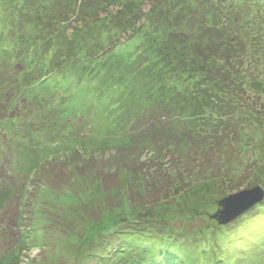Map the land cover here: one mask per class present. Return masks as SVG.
<instances>
[{
  "label": "trees",
  "instance_id": "1",
  "mask_svg": "<svg viewBox=\"0 0 264 264\" xmlns=\"http://www.w3.org/2000/svg\"><path fill=\"white\" fill-rule=\"evenodd\" d=\"M1 9L12 12L8 30L0 28V213L13 198L22 199L27 185L38 184L41 172L57 162L50 146L36 136L75 135L77 115L54 108L52 100L38 93L67 81L68 75L61 76L59 70L80 63L84 73H79L77 84L99 76L102 83L95 89L118 90L105 99L95 96L94 108L102 109L96 117H103L112 129H125L128 147L149 148L156 154L150 162L165 163L172 171L148 172L145 183L161 173L156 180L170 188L142 215H135L142 204L133 199L130 208L117 201L93 209L102 222L96 224L94 237L99 235L101 241L86 257L97 264H176L182 259L180 264H193L186 257L193 247L183 248L174 235L180 232L169 219H161L163 208L180 205L168 206L171 184L176 187L172 199H181L185 207L193 205L185 193L195 189H190L194 180L200 179L196 189H213L200 197L207 194L214 200L198 206L203 204L205 219L212 221L216 202L234 187L261 186L264 179V102L256 86L257 70L261 73L264 64L261 1L0 0V16ZM79 66L73 65L72 71ZM72 104L80 105L78 99ZM128 167L126 172L137 171ZM19 173L25 178L19 179ZM106 213L112 219L108 223ZM120 214L125 222L117 220ZM259 218L261 225L232 235L260 236L264 211ZM156 221L163 223L154 228ZM91 228L83 220L67 229L75 243L73 255L92 245L81 235ZM18 256L16 247L0 264H19ZM214 259V264H225L222 255Z\"/></svg>",
  "mask_w": 264,
  "mask_h": 264
},
{
  "label": "rangeland",
  "instance_id": "2",
  "mask_svg": "<svg viewBox=\"0 0 264 264\" xmlns=\"http://www.w3.org/2000/svg\"><path fill=\"white\" fill-rule=\"evenodd\" d=\"M260 1L264 5V0ZM4 5L6 7V4ZM1 6L4 10V6L2 4ZM11 12V10L2 11L0 28L4 26L8 30ZM5 38L11 39L9 34L5 35ZM73 65L79 66L80 63L69 64L59 70V74L65 72L68 75L67 81L66 79L64 82L60 81V84L52 89H40L38 94L45 99L52 100L55 103L54 108L60 106V108H66L77 115L75 135L68 136L69 138H60L54 135L49 139L36 136V139L44 146H50L49 149L57 162L53 168L41 172V181L38 184L27 185L24 191L25 196L23 195L22 199L19 196L13 198L7 208L0 213V261L4 259L7 252L18 247L19 264H97L92 260V257L90 259L86 257L90 253H94L93 248L101 241L99 235L94 237V233L98 229L96 224L102 222L96 215L98 213L95 214L93 209L103 203L110 202L111 204L117 201L125 204L124 207L130 208L133 205L129 201L133 199L143 205H141V209H135V215L137 212H141L139 215H142L146 208L149 209L150 203H155L158 200L160 193H162L160 197L165 196L164 189L170 188L168 184L160 183V179L156 180V176L161 173H155V180L151 184L143 181L148 178L149 171L159 172L164 168L172 172L170 166L159 161L157 164L150 162L156 154L151 153L149 148L141 147V145L136 149L128 147L129 141L124 137L125 129L122 127L112 129L104 123L103 117H96L98 114L95 115V112L101 114L102 109L99 106L94 108L97 105L96 99H98L95 96L102 95L101 97L105 99L113 94L117 95L118 90L112 86H108L107 90L103 91L104 93L95 89L94 87H99L102 83L98 81L99 76L93 81L85 79L84 85L77 84V80L81 78L79 73H84V69L79 66L78 70L72 71L75 69L72 67ZM18 68L21 69V66ZM260 68L261 73L257 70L258 83L256 86L259 88V92L261 91L264 102V64L260 65ZM55 83L57 82L55 81ZM64 83L65 86L62 87L61 84ZM81 90L83 93H80ZM46 91H49L51 95L48 96ZM61 99L69 100L68 104L63 100L61 102ZM76 99L80 105L72 104ZM262 128V136H264V124ZM118 136L120 139L116 138ZM128 166L130 169L135 167L137 171L135 173L126 172ZM85 169H88L89 172L83 171ZM169 172H165L164 175ZM199 172L197 168V174ZM47 173L50 174V177ZM24 178V174L19 173V179ZM171 179L174 180V176ZM199 182L200 179L194 180L190 184V189L197 187ZM246 185L247 183L239 188L234 187L235 190L227 194L251 188ZM260 185L264 189V179ZM171 186L176 188L174 184ZM196 187L189 193H185L188 194L186 195L188 199L192 198L191 204L193 205L189 207H185L186 204L182 203L181 199H172L175 196L173 188L167 190V195L170 197L168 204H172L168 206L171 207L176 202H180V205H177L173 210L163 208L164 212L162 210L161 215V219H169L172 222L171 227L180 232V234L175 233L174 235L177 239L179 238L181 246L185 249L188 246L193 247L186 257L192 258L193 264H214V258H221V255L225 264H264V230L260 236L252 233L244 235L243 232L237 236L232 235L234 232L248 230L254 225H261L259 216L264 211V208L263 211L261 209L264 199L233 222L219 226L214 220L205 219L204 215H206L205 210L207 209L202 210L203 207H201L203 204L205 205V201L212 202L215 197H206V194L205 199L201 198V193L209 190V187L207 185L201 189H196ZM104 188L110 189V193L105 192ZM196 191L198 194L193 195ZM210 191L213 189L208 193ZM195 197L201 198L200 201L194 200ZM199 203L203 204L198 207ZM20 205L25 207L19 209ZM215 209L216 207L213 208V210ZM126 211L128 209L125 210V213H127ZM106 214L105 217L107 216L108 221L104 222L108 223L111 216L108 217V213ZM122 214L120 217L118 216L117 220L125 222V216ZM83 220L88 223L89 228H92L89 229V232L84 230L85 232L81 235H87L88 243L92 245L83 250L79 248L73 255L72 250L75 243L68 236L71 231L69 232L67 229L77 228L79 221L83 222ZM154 223H156L154 226L156 228L159 223L163 222L156 221ZM111 225L114 226V223ZM116 227L118 228L119 225L116 224ZM22 231L24 235L21 234ZM110 241L112 243L114 238ZM107 242L109 243V239ZM114 244L113 249H116L118 243ZM182 260H178L176 264L182 263Z\"/></svg>",
  "mask_w": 264,
  "mask_h": 264
},
{
  "label": "water",
  "instance_id": "3",
  "mask_svg": "<svg viewBox=\"0 0 264 264\" xmlns=\"http://www.w3.org/2000/svg\"><path fill=\"white\" fill-rule=\"evenodd\" d=\"M264 199V189L256 185L227 195L216 202V210L209 217L219 226L227 225Z\"/></svg>",
  "mask_w": 264,
  "mask_h": 264
}]
</instances>
